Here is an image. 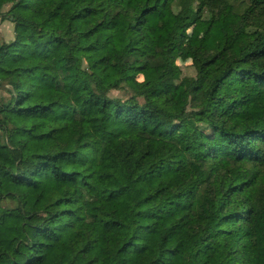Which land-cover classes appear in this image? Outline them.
Instances as JSON below:
<instances>
[{
    "label": "trees",
    "instance_id": "trees-1",
    "mask_svg": "<svg viewBox=\"0 0 264 264\" xmlns=\"http://www.w3.org/2000/svg\"><path fill=\"white\" fill-rule=\"evenodd\" d=\"M6 19L0 264H264V0H0Z\"/></svg>",
    "mask_w": 264,
    "mask_h": 264
},
{
    "label": "rangeland",
    "instance_id": "rangeland-1",
    "mask_svg": "<svg viewBox=\"0 0 264 264\" xmlns=\"http://www.w3.org/2000/svg\"><path fill=\"white\" fill-rule=\"evenodd\" d=\"M205 26L193 27L189 30V35L187 39L188 44H192L196 39L203 34L205 31ZM15 38V25L9 21L4 20L0 22V41H12ZM178 64L182 66L185 75H194L195 69L192 66V58L190 56H181L178 58ZM129 87L126 85L122 86L118 90H113L111 92L112 96L123 97L129 93ZM0 99L8 100V95L5 94V91L0 89Z\"/></svg>",
    "mask_w": 264,
    "mask_h": 264
}]
</instances>
